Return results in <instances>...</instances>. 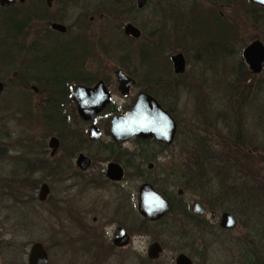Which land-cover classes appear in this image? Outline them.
<instances>
[{
    "label": "flooded vegetation",
    "instance_id": "flooded-vegetation-1",
    "mask_svg": "<svg viewBox=\"0 0 264 264\" xmlns=\"http://www.w3.org/2000/svg\"><path fill=\"white\" fill-rule=\"evenodd\" d=\"M54 1L14 0L7 5L0 4V17L4 12L19 9L31 19L28 26L35 20L46 21L43 38H33L28 43L27 59H18L19 48L24 51V45L16 42L6 50L7 59L0 60V165H11L9 171L0 173V190L17 210L44 204L46 212L58 209L60 214L59 219L45 220L35 236L26 221L16 219L12 235L7 237L0 222V264L3 254L10 250L15 257L12 264H29L35 243H40L45 250L47 264H52L56 253L70 264H134L135 260L136 264H204L205 257L201 256L204 245L196 247L193 237L185 229H179L180 225L193 227L194 224L198 229H205L213 224L220 228L219 233L232 237L239 220L227 210L220 215L229 212L236 218V226H221L220 215L217 222L208 220L206 205L200 197L191 194L192 197L184 198L186 190L178 184L177 166L161 162L162 152L178 140L180 117L154 91L153 86L160 84L159 79L151 76L138 79L120 62L105 76H98L92 61L95 50L85 38L76 39L70 34L67 38L70 27L53 11ZM232 1L239 2V7L247 2L248 19L264 23V5L251 0ZM187 3H181V10L185 11L182 18L189 21L193 15ZM227 6H232L230 0H219L217 19L222 20L223 27L228 23L234 31L241 32L240 24L232 20L236 16L226 11ZM207 15L202 12L198 16ZM53 24H62L65 30L56 29ZM189 25L190 22L184 23L183 28ZM221 31L222 26L220 39ZM189 38L194 44L197 37ZM206 38L209 39V33ZM256 39L264 45L260 38H252L241 48L242 57ZM221 47L216 38L206 45L208 50ZM177 53L169 58L175 78L184 73L186 65L184 58L183 72L174 70L172 56ZM243 61L249 68L244 57ZM117 69L134 80L126 94L119 89ZM98 83L108 93L109 100L86 120L79 112L75 91L78 87L94 88ZM139 93L154 97L174 119L176 132L170 144L136 136L118 142L111 137L112 116L128 110ZM100 97L96 94L90 103L95 104ZM21 114L27 115L26 124H18L24 119L18 117ZM92 126L98 131L97 138L90 136ZM130 143L133 149L129 148ZM132 180L136 181L133 187ZM144 183L151 185L168 203L163 212H156L152 217L138 209V189ZM196 202L202 204L203 210L197 207L198 212L194 211ZM196 220L201 223L196 224ZM163 234L169 236L165 238Z\"/></svg>",
    "mask_w": 264,
    "mask_h": 264
},
{
    "label": "rangeland",
    "instance_id": "rangeland-1",
    "mask_svg": "<svg viewBox=\"0 0 264 264\" xmlns=\"http://www.w3.org/2000/svg\"><path fill=\"white\" fill-rule=\"evenodd\" d=\"M138 2L139 0H74L71 3L70 0H55L53 11L62 17L61 21L64 24L69 25L70 32L66 35L67 38L69 34L76 39L85 38L91 48L95 50L96 55L92 61H95L93 69L97 70L98 76H105L110 69L119 66L120 62L138 79H144L145 76L159 79L160 84H154V86L151 84L150 87L153 86L154 91L166 105L175 109V113L180 117L182 128L188 131L186 136L190 137L192 134L194 137L190 140V138L182 139L181 136L162 152L164 158L161 162L165 165L177 166L176 171L180 172L184 163L192 160L191 157H188L189 147L194 149L192 144L197 145L198 143V145L201 144L207 148L208 144L215 143L211 133L220 130L219 128L226 119L227 111L230 110V119H233L234 115L231 114H234L237 108L244 110L264 108V93L253 94V83H239L246 78V75L241 78L236 69L239 58H241V48L245 43L254 37H258L264 42V23L248 19L250 6L247 2H243L239 7V2L230 0L232 6H227L226 11L236 16L232 20L236 21L238 25L240 24L241 27V32L235 31V38L230 42L222 35V39L219 37L220 28L223 26L222 20L217 19L219 0H147V4L145 3L146 5L144 4L145 6L142 8L138 7ZM182 2H188L187 4L192 7L193 18L189 21L182 18V13L185 12L181 10ZM202 12H206L207 17L199 18L198 15H201ZM90 16L93 17L92 20L89 19ZM200 21L204 22L199 23ZM129 22L140 30L141 35L138 39L124 34V25ZM188 22L190 25L183 28L184 23ZM45 24V19H39L27 27L25 35L20 40V44L24 45V51L18 55L19 60L27 59L26 47L33 38L40 37V40L43 38ZM209 29L211 30L209 31ZM206 32L209 33L208 40ZM203 35H205V39ZM190 36L197 37L194 44L189 42ZM215 38L220 40L223 48H218L216 51L206 49V45ZM234 39L235 42H233ZM228 43L234 44L228 47L232 49L231 51H227V48L224 47ZM142 49L157 53L158 66L156 69L151 71L146 64L141 63L138 53ZM177 52L184 55L186 65L184 73L175 78L169 58ZM261 75L264 76V73ZM248 80L253 79L250 77ZM119 100L123 102L124 99ZM18 117L24 118L19 120V125L27 123V115L21 114ZM254 121L253 117L245 121L250 131H258L257 122L254 123ZM221 129L226 131L222 135L228 136V130ZM244 136L242 132L241 138ZM128 146L133 149V143ZM3 165H0V173L10 170L11 165H4L5 169ZM135 182L132 180V187ZM162 182L164 183V180ZM215 182L210 180L207 184L212 192L218 191L219 185L212 188V183ZM158 183L162 185L161 182ZM185 192L183 195L185 199L192 197L191 194L200 197L198 192L190 190ZM213 198L215 197L213 196ZM4 199L0 190V222L7 237L12 235V225L16 219L26 221L32 235L35 236L38 235L37 230L45 220H54L60 217L58 209H52L48 213L45 211L44 204L26 206L17 210L10 201ZM212 202H214L213 199ZM205 205L207 208L206 218L213 223L217 222L223 210L214 209L213 204L212 209L209 204ZM228 206L233 208V202H229ZM192 225L193 227H189L190 225L183 224L180 225L181 227L179 226V229H185L183 231L193 237L192 241L196 247L204 245L201 252V256L203 255L206 260L204 264H243L238 255L237 244L249 240L247 229L238 224L232 237L225 235L218 237L211 233L213 224H211V229L210 227L198 229V227H194V224ZM172 231L175 230L172 229ZM152 234L158 236L155 233ZM174 234L176 235V233ZM162 236L167 238L169 235L163 234ZM191 252L196 253V250ZM14 260V253L10 250L3 254L1 264H12ZM196 261H200V259ZM67 262H69L68 259L60 258L57 253L52 259V264H70ZM133 262L136 264L137 261Z\"/></svg>",
    "mask_w": 264,
    "mask_h": 264
},
{
    "label": "trees",
    "instance_id": "trees-1",
    "mask_svg": "<svg viewBox=\"0 0 264 264\" xmlns=\"http://www.w3.org/2000/svg\"><path fill=\"white\" fill-rule=\"evenodd\" d=\"M17 10L4 12L0 17V60L7 59L6 50L10 48L11 44L16 42L20 44L31 20L25 12ZM221 35L227 40L231 39L232 42V39L235 38L232 25L227 23L225 27L222 26ZM232 44L228 43L227 47ZM19 50L21 53V47ZM216 50L211 49V51ZM231 50V48H227V51ZM156 55L157 53L145 49L138 53L141 63L146 64L151 71L158 66ZM236 69L241 78L246 75V78L239 83H253V94L264 93V76L261 75L264 73V67L260 73H252L244 63L241 54ZM250 77L253 80L249 81ZM229 113L230 110L225 113L226 119L221 126L228 130V136L222 135L226 131L219 128L220 130L217 132L211 133L215 143L208 144L207 148L201 144L198 145V143L197 145L192 144L194 149L192 150V147L188 149V157H191L192 160L184 163L183 168L178 172L177 180L179 186L185 190L198 192L200 199L205 204H209L211 209L214 205V209L234 213L239 224L248 230L249 240L237 244L240 261L243 264H264V108H247L245 110L237 108L234 114H231L234 115L233 119H230ZM252 117L255 118L254 123L257 122L258 131H250L246 126L245 121ZM241 131L245 135L242 138ZM187 133L188 131L182 128L180 121L178 138L182 136V139H194L192 134L190 137L186 136ZM257 165L259 166L257 167ZM210 180L216 181L212 183V188L219 185L217 192H212L208 188L207 184ZM229 202H233V208L228 206ZM196 222V224L201 223L197 220ZM212 227L211 233L220 237L222 235L219 233L220 228L213 225Z\"/></svg>",
    "mask_w": 264,
    "mask_h": 264
},
{
    "label": "water",
    "instance_id": "water-1",
    "mask_svg": "<svg viewBox=\"0 0 264 264\" xmlns=\"http://www.w3.org/2000/svg\"><path fill=\"white\" fill-rule=\"evenodd\" d=\"M14 0H0V4L7 5ZM260 5H264V0H251ZM144 0H139L138 7H141ZM54 28L61 31L65 30L62 24H53ZM124 34L138 38L140 30L132 23H126ZM245 62L248 64L252 73H260L264 67V45L259 40H254L243 52ZM174 70L178 73L184 70V57L182 53L172 56ZM119 82V89L122 94H126L129 86L134 80L125 74L121 69L115 71ZM98 83L94 88L88 89L78 87L75 91L76 100L79 103V112L84 119H89L93 114L100 110L105 102L109 100L108 93ZM98 94L101 99L91 104L94 96ZM79 98V99H78ZM89 103V104H87ZM111 137L118 141H124L131 137L154 138L164 144H170L176 132V123L170 114L163 109L157 100L149 94L139 93L131 107L124 113L112 116L109 125ZM91 138L98 137L95 126L90 129ZM168 207L167 201L154 188L147 184H141L138 189V209L142 214L152 217L156 212H163ZM197 207L203 210L202 204L196 202L194 211L198 212ZM237 220L229 212L220 215V225L227 228L236 226ZM182 260L187 258L180 256ZM29 264H47V254L40 243H35L29 254Z\"/></svg>",
    "mask_w": 264,
    "mask_h": 264
}]
</instances>
